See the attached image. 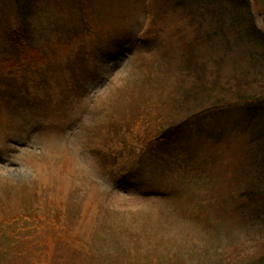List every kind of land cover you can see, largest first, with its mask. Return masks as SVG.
I'll return each instance as SVG.
<instances>
[{
	"label": "rangeland",
	"instance_id": "374dc122",
	"mask_svg": "<svg viewBox=\"0 0 264 264\" xmlns=\"http://www.w3.org/2000/svg\"><path fill=\"white\" fill-rule=\"evenodd\" d=\"M243 1L264 34V0ZM217 2L186 9L165 0H32L23 28L15 1L0 0V264L28 263L25 241L41 242L53 225L54 235L83 242L67 264H248L264 256V197L238 202L229 177L242 139L209 141L212 125L249 124L255 110L178 116L180 134L151 146L123 134L122 125L166 99H185L189 110L207 104L211 94L179 89L199 64L216 92L253 89L261 103L246 107L263 112L253 122L261 125L264 48L231 33L235 22L220 15L228 7L235 16L242 1ZM12 25L23 29L22 45ZM41 218L52 225L40 229Z\"/></svg>",
	"mask_w": 264,
	"mask_h": 264
},
{
	"label": "trees",
	"instance_id": "16d2710c",
	"mask_svg": "<svg viewBox=\"0 0 264 264\" xmlns=\"http://www.w3.org/2000/svg\"><path fill=\"white\" fill-rule=\"evenodd\" d=\"M16 5V11L19 14L20 24L23 28L27 27V22L30 18L34 16V14L30 11L32 6V0H14ZM160 4L163 3V0H156ZM170 7L180 8L183 5L186 9L191 7H199L198 5H202L203 3H211L218 4L221 0H165ZM232 3L236 4V0H229ZM242 1V5L240 3L233 5L234 12L237 13L235 16L232 13L231 9L223 8L220 15L222 16L223 21L227 25L226 22L232 24L235 22V26L232 27L231 33L237 34L240 39H247L248 43L254 44L255 42L260 44L261 47L264 48V34L259 31L255 17L251 11V5L249 1ZM238 12H236V8H239ZM229 9L232 13L231 17H228V14L225 13V10ZM169 11H174V8L168 10L165 15L169 13ZM202 11L207 13L209 10L206 6L202 7ZM218 18L216 15H214ZM234 16V17H233ZM164 18V17H163ZM221 20V19H219ZM228 20V21H227ZM221 33L223 32L220 31ZM11 35L18 38V41L25 40L23 29H18L16 26H11L10 30ZM254 38V40L252 39ZM189 77L191 81L185 82L179 89L182 93L185 92H195L199 93H208L211 94L210 101L203 105L200 109L194 110L190 108H186V104H183L185 101H178L177 99H166L160 106L155 105V108L151 111V113L144 117L138 118L130 122V125H122L123 134L130 141H134L138 144H143L145 146H151L153 144H159L164 142H170L171 137L174 138L176 135H179V130L183 127L181 123H178L177 120L186 119L188 116H195L197 121H205L207 119H214L215 115L218 113H223L227 111V108L231 107H239L243 108L245 113L249 111L255 110V116H247L248 123H245L243 120L230 126V125H220L214 124L213 127H217L216 130H212L209 132V141L213 146L218 145L220 142H223L227 139H232L235 135H237L242 141L237 144L240 158L239 166L237 169L230 175L231 178V186L233 187V194L236 196V199L240 203H250L257 201L264 197V124L261 120V125H253L254 120L258 117H263L260 110L258 108L248 109L246 105L254 103L260 104V99H257L253 96L254 90L251 89L245 84L243 81H239V84L245 86L246 92L243 90V94L241 97L231 96V92L228 94H221L216 92L215 88L209 83L211 80L204 79L206 71L200 65L198 68L191 69ZM202 72V73H201ZM209 74H213V71H209ZM216 74V73H215ZM215 74L213 76H215ZM218 78V77H217ZM217 86H220L218 84ZM264 88H261V91ZM186 95V93H185ZM183 95L181 98L189 99ZM177 108L183 109L186 111V114H181L180 110H176ZM257 111V112H256ZM179 116V117H178ZM214 128V129H215ZM214 131V132H213ZM175 135V136H174ZM129 143V142H127ZM243 201V202H242ZM26 219L28 217H25ZM14 222V220L9 221ZM49 222L46 218H41V227L40 229H45L46 223ZM50 228L48 234L45 238L41 240V242L35 241L37 236L30 237V240L25 241L24 248L27 252H32L33 255L29 257L30 261L26 264H39L44 259L48 260L45 263L47 264H67L73 254H78L83 252V242L79 235L73 236L72 234H58L54 235L53 229ZM36 228V226H35ZM73 236V237H71ZM19 245H14L13 248H17ZM12 250V249H11ZM60 253V254H58ZM22 258L28 257L27 254H22ZM51 256V257H50ZM58 258L56 259V257ZM53 257V258H52ZM43 259V260H42ZM152 259V258H150ZM148 263L152 264H160L155 261L149 260ZM248 264H264V256H260V258H255Z\"/></svg>",
	"mask_w": 264,
	"mask_h": 264
}]
</instances>
